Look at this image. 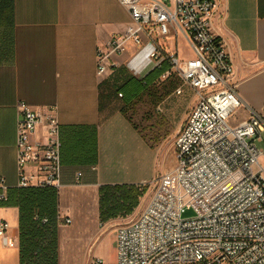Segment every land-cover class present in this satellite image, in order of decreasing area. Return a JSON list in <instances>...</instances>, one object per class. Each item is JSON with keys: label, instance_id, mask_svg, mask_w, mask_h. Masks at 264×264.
<instances>
[{"label": "crops", "instance_id": "1", "mask_svg": "<svg viewBox=\"0 0 264 264\" xmlns=\"http://www.w3.org/2000/svg\"><path fill=\"white\" fill-rule=\"evenodd\" d=\"M218 2L213 29L225 41L234 66L232 82L242 106L231 123L238 126L264 106V0ZM129 20V13L117 0H0V178L5 179L8 196L11 189L19 188V104L55 108L61 144L66 147L58 207L72 219L70 225L58 223L57 264H95L96 259L102 264H118L116 244L112 253H106L102 241L85 240L86 234L97 231L98 224L103 227L114 220L101 223L100 187L151 184L148 165L150 161L156 164L165 144L170 154L164 156L162 174L169 172L176 163L171 149L181 127L180 110L189 113L195 103L194 96L186 105L183 99L188 89L193 90L186 87L182 95H176L175 83L158 88L154 96L152 87L142 91L140 84L146 77L128 63L133 48L120 58V67L102 78L97 75L98 48L122 33ZM162 41L166 50L189 58L184 57V46L190 49L184 36L176 37L170 31ZM93 129L95 162L70 161L67 147L72 138H89ZM261 137L255 144L264 151V132ZM171 138L172 147L167 143ZM86 142L92 145V140ZM261 160L264 164V156ZM138 211L119 220H129ZM0 219L9 222V233L19 239L16 248L0 239V264H25L19 207L0 202Z\"/></svg>", "mask_w": 264, "mask_h": 264}, {"label": "built area", "instance_id": "2", "mask_svg": "<svg viewBox=\"0 0 264 264\" xmlns=\"http://www.w3.org/2000/svg\"><path fill=\"white\" fill-rule=\"evenodd\" d=\"M117 2L130 20L122 33L98 48L97 75L102 78L120 67V58L133 48L128 63L141 77L160 70L156 87L175 83L176 95L189 87L195 96L173 142L174 167L151 183L154 193L143 210L114 230L117 263L264 264V151L255 144L264 132V106L238 126L230 123L242 100L232 82L234 66L226 43L213 29L218 0ZM170 31L188 40L192 57L183 59L164 48L159 40ZM19 112L18 187L54 188L60 197L61 124L56 110L35 109L22 101ZM0 189V202H8L4 178ZM186 210L191 216H185ZM57 219L72 224L59 207ZM10 228L0 219V239L16 248L19 239ZM102 263L96 259L95 264Z\"/></svg>", "mask_w": 264, "mask_h": 264}, {"label": "trees", "instance_id": "3", "mask_svg": "<svg viewBox=\"0 0 264 264\" xmlns=\"http://www.w3.org/2000/svg\"><path fill=\"white\" fill-rule=\"evenodd\" d=\"M154 73V72H152ZM151 73V74H152ZM149 74L146 79L151 75ZM72 138L68 159L78 164H93L96 156V131L91 136ZM84 138V139H83ZM88 139L92 140L89 147ZM83 140V141H82ZM66 147L61 144V158ZM147 186L104 185L100 187V218L103 223L134 213ZM20 209V246L25 264H57L59 196L54 188H18L9 191L8 202ZM43 219L48 222L44 223Z\"/></svg>", "mask_w": 264, "mask_h": 264}, {"label": "rangeland", "instance_id": "4", "mask_svg": "<svg viewBox=\"0 0 264 264\" xmlns=\"http://www.w3.org/2000/svg\"><path fill=\"white\" fill-rule=\"evenodd\" d=\"M167 42H169V41H167ZM160 43L164 44V41H162V39H161ZM183 52H184V57H191V55H192V52L186 46H184ZM161 73H162V71H160V70L155 71L143 83H141L140 85L142 86V91L145 92L146 87H148V88L152 87L150 91L153 93V96L157 95L158 87H156L154 85V82L159 77V75ZM132 88L135 89V86L132 85ZM134 89H131L130 91L133 93ZM192 97H194V93L190 89H188L186 96L183 99V101L185 102L186 105H187V103L189 104V102L191 101L190 99ZM180 111L181 112L178 116V119L181 120L180 122H181V126H182V124L186 121V118H187L189 113L184 108H181ZM232 119L230 120V123H231ZM172 140L173 139L171 138L169 141H167V143L171 142ZM167 145L165 144L163 146V148H162L163 153L158 156L156 164H154L153 162L150 161V163L148 165V174L150 176L149 182H151V181L154 182V181L158 180L162 174V171L164 169V156H167L168 153L170 154V151L168 152L166 150V149H168ZM259 145H260V143H258V146ZM169 146L172 147V142ZM171 152H172L171 154H172L173 158H175L174 149H171ZM261 163L263 164L262 160H261ZM146 186H147V187H145L146 191H145L144 195L141 197L140 204L137 207V208H139L138 213H135L133 216H131L128 219H131V218H134L135 216H137L143 210V208L146 206L147 202L149 201V199L153 195V193H154L153 185L152 184H146ZM61 197H62V195H60V198ZM60 204H62V203H60ZM185 216L186 217L191 216L190 210L185 211ZM119 218H123V217H119ZM119 218H116V219L108 222L107 224H103V227L98 224L97 231L94 233L91 232L90 234H86L85 240L91 241V242H93V244L96 243L97 241H102L104 251L106 253L109 251L112 253L111 249H113V250L115 249V232H114V230L118 224L125 221V220H119ZM101 223H103V222H101Z\"/></svg>", "mask_w": 264, "mask_h": 264}]
</instances>
